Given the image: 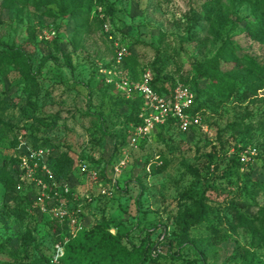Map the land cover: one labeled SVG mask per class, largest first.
I'll return each instance as SVG.
<instances>
[{
	"label": "rangeland",
	"instance_id": "rangeland-1",
	"mask_svg": "<svg viewBox=\"0 0 264 264\" xmlns=\"http://www.w3.org/2000/svg\"><path fill=\"white\" fill-rule=\"evenodd\" d=\"M76 3H93L79 21L71 13ZM107 3L113 12L105 10ZM121 50L137 73L164 79L158 86H189L196 105H203L193 113L200 124L186 131L175 125L156 129L130 148L122 133L135 106L101 79ZM262 79L263 0H105L104 6L95 0H0V100L6 101L1 107L8 105L0 110V264H46L58 242L49 215L33 206L39 188L29 183L19 189L10 179L31 147L24 137L33 134L59 146L53 160L66 155L72 162L70 180L58 183L70 185L74 195L68 198L82 204L86 227L113 220L120 225L113 233L119 230L124 243L151 240L164 242V253L180 251L178 258L159 257L158 264H264V189L248 207L241 203L257 226L232 223L228 214L225 240L207 245L204 224L192 227L189 237L177 226L191 207L184 195L245 183L242 172H226L224 160L232 158L234 144H243L248 124L263 120L264 88L256 96L250 92ZM233 123L242 132L238 127L220 135ZM252 140L264 150V125ZM127 149V166L116 183L105 181V194L77 168L79 160L92 157L110 175ZM207 196L224 203L225 195L216 191ZM26 203V213L19 214L17 207Z\"/></svg>",
	"mask_w": 264,
	"mask_h": 264
},
{
	"label": "trees",
	"instance_id": "trees-1",
	"mask_svg": "<svg viewBox=\"0 0 264 264\" xmlns=\"http://www.w3.org/2000/svg\"><path fill=\"white\" fill-rule=\"evenodd\" d=\"M264 2V0H263ZM97 6H104L105 0H95ZM93 7V3L88 6L80 5L76 3L74 9L71 11L72 16L75 20L79 21L83 15L90 14L91 9ZM109 10L110 12L114 11L113 5L111 3H107L105 6V10ZM198 18V17H197ZM199 18H201L199 16ZM192 23H199L200 20L191 19ZM191 39H197L195 33L191 34ZM249 64L252 62L248 61ZM115 64V59L110 61L105 65V68H112ZM122 67L125 72L134 80H138L142 78V73H137L134 69L131 68L128 57H125L122 62ZM159 71V70H157ZM105 81V77L101 78ZM223 80V79H221ZM227 85L232 86L234 83L231 77H228L225 80ZM164 82V79L160 78L159 75H155L152 77L151 85L152 87L162 95H169L172 93L176 84L172 89L166 87H160L157 83ZM110 86L113 87V84ZM264 88V80L257 82L254 85V88L251 89L252 95L256 96L258 91ZM120 97L124 101H130L135 106L136 112L133 120L130 124L126 126V129L122 133V138L127 137V130L131 124L139 125L142 123V120L139 117L140 108L143 102L142 96H134L131 98H126L125 95L119 92ZM210 99V98H209ZM5 100H0V110L4 112L8 105L3 107ZM197 99L195 101V105L193 108V113L199 111L202 108V104L196 105ZM220 103L213 105V108H217ZM263 116V120L260 119L256 121V123H249L246 127V130L241 135L240 142H242V146L253 145L252 137H254V132L258 130V128H262L264 125V112L261 114ZM57 123V119L54 121ZM257 124V125H255ZM177 126L174 121L168 122L166 125H161L157 129L168 128L170 126ZM240 128V123H233L227 126L224 130L220 131V135L224 134L229 130H237ZM242 132V128L239 130ZM241 134V133H240ZM32 137H24V141L29 144L33 148L39 147H48L52 150L58 149L59 146L55 145L47 136H39L38 134L31 135ZM29 139H31L29 141ZM124 139H122L123 141ZM19 142V141H18ZM239 143L234 144L233 147L239 149ZM162 161V167H167L168 161L165 156L160 157ZM86 160L92 163L95 166H99L101 168V177L107 180L106 166L99 161L94 160L92 157H86ZM226 172L229 173H240L244 174L246 177V181L243 185L236 187V189H218L211 188L206 186L202 193L199 192H191L183 196V198L189 200L191 202V207L188 208L180 217L177 219V226L181 228V232L184 237H189V234L192 231V227L200 226L204 224L208 230V235L203 237V240L207 243V245L212 244L215 240H225L229 237V231L224 225L226 224V220L228 218V214L232 216L231 222L237 223V225L241 226H257V220L252 218L246 211L242 210L241 203L248 207V204L256 198L260 190L264 189V150L260 151V155L255 164H249L247 166L242 165L237 157H232L230 159L224 160ZM17 165V166H16ZM102 166V167H101ZM52 168L56 175L57 180L65 179L67 181L71 178V172L73 169L72 162L68 160V157L65 155L58 156L52 161ZM75 168V166H74ZM260 172L263 174V179H254L251 177L252 174L256 172ZM19 160H17L15 166L12 168L11 172V183L14 186L19 183ZM216 191L218 196L225 195L224 203H216L212 201L207 194ZM244 200V201H242ZM27 202V199L24 197V202ZM27 204V205H26ZM24 204V207L18 206L17 212L19 214L26 213V206H29V203ZM48 223L51 224L54 233H60L61 229L58 225L57 221H52L49 219ZM120 226L118 223H115L113 220L110 221H99L95 222L93 225L86 227L84 231H82L75 239L70 240L64 246V256L60 261V264H158V258L161 256H168L170 254L174 258H178L180 251H170L171 253H164L162 251V247L164 246V242H152L144 241L140 245H136L135 243H124L122 241V235L120 231L113 233L114 228H118ZM195 236L199 233H193ZM201 236V235H200ZM165 238V237H164ZM172 243L169 241L168 246ZM216 242V241H215ZM163 245V246H162ZM182 247V246H180ZM54 255V250L46 257V264H53L52 257Z\"/></svg>",
	"mask_w": 264,
	"mask_h": 264
},
{
	"label": "built area",
	"instance_id": "built-area-1",
	"mask_svg": "<svg viewBox=\"0 0 264 264\" xmlns=\"http://www.w3.org/2000/svg\"><path fill=\"white\" fill-rule=\"evenodd\" d=\"M54 34L55 30L51 29ZM125 52L119 51L118 57L112 68L101 70L107 82L114 83L119 91L127 98L142 96L143 102L139 117L142 123L131 125L127 130L130 148H136L141 140H146L161 125L170 121L183 131L191 129L193 125H199L201 121L193 114L195 94L189 86L182 83L176 85L172 93L162 95L151 85L152 77L145 74L139 80L132 79L122 67ZM232 157H237L239 162L247 166L255 164L260 149L256 145L235 147L231 151ZM129 160V149L112 165L111 174L107 175L111 183H116L117 177L123 172ZM53 153L48 147H29L22 155L19 163V189L24 185L34 184L39 188L38 196L33 201V206L42 213L49 215L50 220H55L61 229L58 234V242L54 248L53 264H60L64 256V246L75 239L85 230L84 213L82 204H73L69 196L74 195L68 183H58L52 168ZM78 170L87 176L93 184H96L102 193H106L105 181L101 177V168L95 166L86 159L79 160ZM61 191L63 198H60ZM51 203L49 204V202Z\"/></svg>",
	"mask_w": 264,
	"mask_h": 264
}]
</instances>
